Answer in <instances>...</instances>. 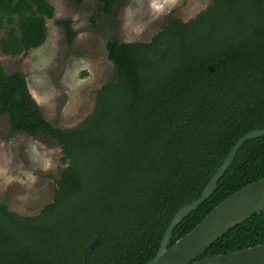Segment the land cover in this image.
Wrapping results in <instances>:
<instances>
[{"label":"trees","instance_id":"1","mask_svg":"<svg viewBox=\"0 0 264 264\" xmlns=\"http://www.w3.org/2000/svg\"><path fill=\"white\" fill-rule=\"evenodd\" d=\"M114 2L99 0L102 16L111 17ZM53 14L48 0H0V52L18 56L42 45ZM57 24L72 43L71 21ZM105 47L114 79L99 88L93 111L74 128L46 121L22 73L0 63L8 135L44 138L67 163L52 201L37 214L21 215L0 202V264H145L174 214L199 198L234 143L264 129V0H212L186 22L168 17L148 42L112 36ZM260 179L264 136L243 142L214 192L172 230L168 247ZM259 244L264 210L196 259Z\"/></svg>","mask_w":264,"mask_h":264},{"label":"rangeland","instance_id":"2","mask_svg":"<svg viewBox=\"0 0 264 264\" xmlns=\"http://www.w3.org/2000/svg\"><path fill=\"white\" fill-rule=\"evenodd\" d=\"M54 9L46 20L44 43L18 56L0 52V63L25 77L40 115L50 124L74 128L94 108L96 93L114 79L106 42H148L168 17L186 22L212 0H115L111 17L99 12V0H48ZM69 20L76 32L68 44L57 21ZM4 30H0V37ZM6 115L0 114V202L21 215H34L52 201L62 169L60 148L44 138L24 133L8 135Z\"/></svg>","mask_w":264,"mask_h":264},{"label":"water","instance_id":"3","mask_svg":"<svg viewBox=\"0 0 264 264\" xmlns=\"http://www.w3.org/2000/svg\"><path fill=\"white\" fill-rule=\"evenodd\" d=\"M209 70L213 68L208 67ZM264 136V129L253 130L240 137L205 185L201 195L181 207L170 220L155 256L145 264H264V244L248 247L228 254H216L197 260L199 254L227 230L250 216L264 210V179L252 182L232 193L214 207L200 223L168 247L171 232L191 211L195 210L215 190L217 182L230 166L237 150L249 139ZM94 239L88 245L93 248Z\"/></svg>","mask_w":264,"mask_h":264}]
</instances>
